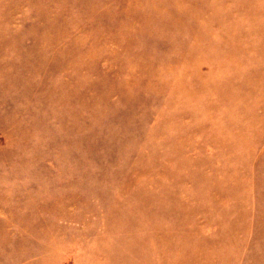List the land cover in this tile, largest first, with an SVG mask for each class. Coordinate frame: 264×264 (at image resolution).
I'll return each instance as SVG.
<instances>
[{"label":"rangeland","instance_id":"obj_1","mask_svg":"<svg viewBox=\"0 0 264 264\" xmlns=\"http://www.w3.org/2000/svg\"><path fill=\"white\" fill-rule=\"evenodd\" d=\"M0 264H264V0H0Z\"/></svg>","mask_w":264,"mask_h":264}]
</instances>
